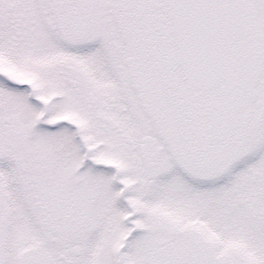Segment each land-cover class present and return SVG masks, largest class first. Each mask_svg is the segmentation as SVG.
Here are the masks:
<instances>
[{
  "label": "snow or ice",
  "instance_id": "6c2138e0",
  "mask_svg": "<svg viewBox=\"0 0 264 264\" xmlns=\"http://www.w3.org/2000/svg\"><path fill=\"white\" fill-rule=\"evenodd\" d=\"M0 264H264V0H0Z\"/></svg>",
  "mask_w": 264,
  "mask_h": 264
}]
</instances>
